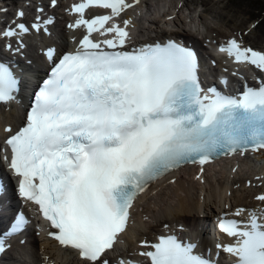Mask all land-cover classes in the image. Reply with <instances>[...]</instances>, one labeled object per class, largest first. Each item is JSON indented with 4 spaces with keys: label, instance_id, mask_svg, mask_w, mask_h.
<instances>
[{
    "label": "snow or ice",
    "instance_id": "1",
    "mask_svg": "<svg viewBox=\"0 0 264 264\" xmlns=\"http://www.w3.org/2000/svg\"><path fill=\"white\" fill-rule=\"evenodd\" d=\"M49 2L57 6V0ZM90 6L110 9V14L86 19ZM129 7L125 0L72 6L79 18L69 27L85 26L86 34L74 52L58 59L55 49H47L48 77L34 94L24 126L6 140L19 193L39 206L58 230L50 235L77 250L84 264H111L108 256L127 232L130 210L150 182L185 163L203 165L222 154L264 149V80L226 95L201 86L196 54L175 41L127 50L130 21L121 27L114 17ZM0 14L7 9L0 7ZM24 15L18 10L0 31V38L18 39L16 51L24 47L23 35L46 32L54 23L38 15L26 25ZM93 32L111 38L94 40ZM220 50L264 72V51L235 38ZM18 85L9 66L0 63V103L14 101ZM255 199L264 205V193ZM24 223L22 215L17 217L12 232ZM218 229L231 240L216 248L233 257L232 264H264V207L224 213ZM5 247L0 238V253ZM196 248L162 234L155 242L141 240L135 254L142 261L120 259L118 264H216Z\"/></svg>",
    "mask_w": 264,
    "mask_h": 264
},
{
    "label": "bare ground",
    "instance_id": "2",
    "mask_svg": "<svg viewBox=\"0 0 264 264\" xmlns=\"http://www.w3.org/2000/svg\"><path fill=\"white\" fill-rule=\"evenodd\" d=\"M153 1L155 5L149 6L146 8L149 10L147 17L148 21L153 20L154 9L161 10L160 12L164 13L169 10H178L177 18L175 19V24L179 26L180 24L185 27L186 31L191 28H205L207 31L212 34L217 33L220 36H229V34L241 32L242 34L246 30H250V35L244 37L246 41L254 42L259 41L261 39L264 40V13L258 12L255 16L250 8L241 9L240 7L232 8L228 6L233 0H147ZM264 1V0H263ZM182 4V6H181ZM165 12V13H166ZM171 12V11H170ZM184 12H187L191 16V21H189V17L185 16ZM169 14V16L174 13ZM263 14V15H262ZM173 20L170 18L167 21V24L172 22ZM186 21V22H184ZM174 22V21H173ZM184 22V23H183ZM180 23V24H178ZM259 23V24H258ZM156 24H152L151 28L155 31L162 30L163 24L158 22ZM165 30V29H164ZM260 161V160H259ZM245 167L248 168L250 165L245 164ZM257 169L259 172L264 174V164H255L252 168H250L251 177H254L257 174ZM251 177H247L246 179H251ZM246 182V181H245ZM229 182L225 183L226 192L225 194H221L219 196H224L226 199L230 198L237 203H241L247 199L249 190L245 188H236L235 185L237 183H232L230 187H227ZM264 191V185L261 187ZM230 194V195H228ZM217 195L214 191H207L205 193H197L195 190H178L174 192L172 195L168 192H165V195L161 197L160 201L155 205L147 206L146 204L141 205L145 211L137 210V216L143 217L150 216L151 221L161 222L156 217H152V211L154 208L160 203H164L165 205H178L179 207L174 210L175 216L182 219V217H188L192 215V218H196L199 212V209L203 206L205 209L211 207L216 200ZM204 198V199H203ZM203 199V200H202ZM215 211V210H214ZM145 212V213H144ZM137 221V222H138ZM75 254H65L62 258L61 264H75L76 263Z\"/></svg>",
    "mask_w": 264,
    "mask_h": 264
},
{
    "label": "rangeland",
    "instance_id": "3",
    "mask_svg": "<svg viewBox=\"0 0 264 264\" xmlns=\"http://www.w3.org/2000/svg\"><path fill=\"white\" fill-rule=\"evenodd\" d=\"M229 7L232 8L240 7L241 9L250 8L252 12L253 10L264 9V1L263 0H233L228 4ZM260 11V10H259ZM263 15V14H262Z\"/></svg>",
    "mask_w": 264,
    "mask_h": 264
}]
</instances>
